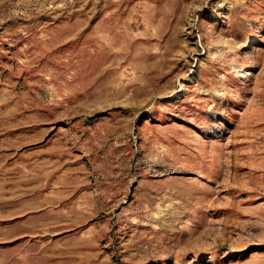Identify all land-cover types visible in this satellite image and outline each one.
<instances>
[{
  "label": "rangeland",
  "instance_id": "374dc122",
  "mask_svg": "<svg viewBox=\"0 0 264 264\" xmlns=\"http://www.w3.org/2000/svg\"><path fill=\"white\" fill-rule=\"evenodd\" d=\"M0 264H264V0H0Z\"/></svg>",
  "mask_w": 264,
  "mask_h": 264
}]
</instances>
